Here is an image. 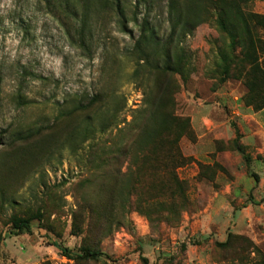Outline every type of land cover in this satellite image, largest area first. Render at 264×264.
<instances>
[{"label": "rangeland", "instance_id": "1", "mask_svg": "<svg viewBox=\"0 0 264 264\" xmlns=\"http://www.w3.org/2000/svg\"><path fill=\"white\" fill-rule=\"evenodd\" d=\"M70 1L0 0V264H76L57 245L107 254L91 264H263L264 82L252 98L248 65L223 62L239 50L208 0H123L124 18L104 0ZM171 4L196 27L157 72L135 44L145 17L152 45L169 41ZM247 11L264 15V0ZM161 114L188 125L178 167L180 126L146 137ZM88 204L105 218L113 205L109 225ZM37 213L15 235L11 220ZM230 233L260 253L229 254Z\"/></svg>", "mask_w": 264, "mask_h": 264}, {"label": "trees", "instance_id": "2", "mask_svg": "<svg viewBox=\"0 0 264 264\" xmlns=\"http://www.w3.org/2000/svg\"><path fill=\"white\" fill-rule=\"evenodd\" d=\"M106 3L113 5L116 7L118 11L119 17L124 18V8H123V0H104ZM250 0H208L206 2V12H212L213 15L216 16V23L219 27L220 31L225 34L231 41L230 47L232 50H239V54H233L230 59H227L226 51H222V59L226 64H237V63H246L249 67L246 75L248 76L246 85L249 88V92L251 97H255L257 93V89L259 87V82H264V59H262V55H264V39L260 36V30L264 29V15H259L253 12L247 11V6ZM67 6L73 5L70 0H67ZM191 7H196L198 2H192ZM176 6L171 4V16L174 18V25L169 35V41L162 44L157 43L152 45L153 36H152V27L148 21V17H145L143 22L140 24V37L137 39L135 44V49L138 52L139 60L146 62L148 64H152V69L157 72H163V68H166L170 65L171 59V48L173 47V43L177 40L180 35L191 34L194 27H196V17L192 14H188L187 16H179L177 19L175 16ZM151 33V36H150ZM152 57L156 58L152 60ZM164 58L165 64L161 65L160 59ZM230 61V62H229ZM229 62V63H228ZM163 69V70H162ZM228 73V70H226ZM1 82V79H0ZM98 97L93 98L87 106L81 107L79 109L84 110L88 109L94 103H96ZM255 101V100H254ZM255 103V102H253ZM256 105V109L261 110L264 108L263 105ZM159 122V127L156 129V126L153 128V132L146 136L147 138H151L156 140V135L165 134L170 130V126L173 128L175 125L180 126L179 136L174 142V149L171 152V157L176 166H180L182 163L183 156L181 155L178 142L179 138L185 135V132L188 131V125L186 121H178L170 119V116L161 114L157 119ZM154 140L146 141L147 146L155 143ZM242 151V149H241ZM164 166L167 163L163 162ZM163 166V167H164ZM104 210V213L108 215V218H105L106 215L102 214V211H99V208L92 204H88L84 210L87 211L92 216L94 213L98 217V226L103 227L106 223L111 222V213L114 210V206L108 204ZM98 207V206H97ZM39 214H35L29 218L22 217H14L11 220V224L13 229L15 230V235H22L25 233H32L31 225L33 220H41ZM88 226H91V218L89 216ZM78 216L75 214L73 219V226H75V235H81L82 231L77 226ZM222 246L228 249L229 254L239 255L242 253H248L251 250H255L260 253L259 249L256 248L253 243L249 240L248 237L243 235H233L230 233L228 235L227 241L222 244ZM57 247L61 250V253L64 257H66L70 261H74L76 264H91L97 263L100 261L102 257H106L107 254L102 252L98 248H89L82 246L78 252H73L72 250L64 247L62 245H57ZM231 250V251H230ZM264 264V263H263Z\"/></svg>", "mask_w": 264, "mask_h": 264}, {"label": "crops", "instance_id": "3", "mask_svg": "<svg viewBox=\"0 0 264 264\" xmlns=\"http://www.w3.org/2000/svg\"><path fill=\"white\" fill-rule=\"evenodd\" d=\"M262 114L264 115V112H262L261 114L260 113L258 114V117H260V120H261V122L259 121V124L260 125H263V117H262Z\"/></svg>", "mask_w": 264, "mask_h": 264}]
</instances>
